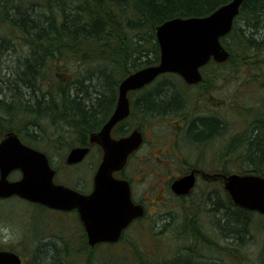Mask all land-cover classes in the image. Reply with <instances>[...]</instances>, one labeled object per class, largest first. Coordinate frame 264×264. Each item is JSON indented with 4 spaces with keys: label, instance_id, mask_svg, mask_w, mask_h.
Here are the masks:
<instances>
[{
    "label": "trees",
    "instance_id": "16d2710c",
    "mask_svg": "<svg viewBox=\"0 0 264 264\" xmlns=\"http://www.w3.org/2000/svg\"><path fill=\"white\" fill-rule=\"evenodd\" d=\"M228 1L0 0V140L13 131L24 143L39 150L45 146L46 154L52 151L61 157L74 146L86 145L89 135L111 115L120 81L158 62L156 27L174 17L209 14ZM220 41L229 52L223 64L210 60L201 69L200 83L193 85L172 73L158 77L131 100L129 116L114 132L125 133L130 115L137 113L134 126L152 124L154 117L185 122L186 132L196 141L206 143L222 135L224 174L250 172L264 177V0H244L231 30ZM225 63L229 70L216 73ZM246 64L259 91L250 95V101L232 99L224 118L207 111L201 101L208 93L221 91L224 81L237 80L240 76L235 73ZM203 195L183 213L174 214L171 226L165 225L166 230L174 229L175 240L183 242L177 253L167 255L166 239L158 242L149 236L152 254L134 252L131 241H122L118 255L133 251L138 264H250L238 247L254 237L250 224L255 212L236 206L224 189ZM31 214L28 230L33 227V233L43 238L45 216L41 221L34 211ZM259 215V229L264 231V216ZM28 237L31 243L32 236ZM45 238L26 249L25 264H92V248L78 225L68 239H61L62 251ZM0 249L15 251L11 246ZM257 252L264 264V241ZM80 257H85L83 263Z\"/></svg>",
    "mask_w": 264,
    "mask_h": 264
},
{
    "label": "water",
    "instance_id": "95a60500",
    "mask_svg": "<svg viewBox=\"0 0 264 264\" xmlns=\"http://www.w3.org/2000/svg\"><path fill=\"white\" fill-rule=\"evenodd\" d=\"M244 0H230L209 14L170 18L156 27L160 56L156 64L141 67L125 76L118 85L115 107L101 128L91 133L89 141L102 149V158L93 176V190L82 194L74 188L53 181L55 170L46 154L22 142L13 131L0 140V198L18 196L58 210L76 208L83 223L87 242H115L128 222L142 214V207L132 202L129 184L115 178L113 172L123 168L127 156L141 142L138 130L114 138L111 130L129 115L128 92L140 89L158 75L176 73L186 83L201 79L200 68L210 59L224 62L229 55L220 38L232 27ZM87 146L72 147L68 164L79 162L87 153ZM13 170L20 177L9 179ZM193 185V175H186L172 183V190L185 193ZM223 187L231 201L239 207L264 215V177L255 173L223 175ZM0 264H21L18 254L0 249Z\"/></svg>",
    "mask_w": 264,
    "mask_h": 264
},
{
    "label": "flooded vegetation",
    "instance_id": "af4514ba",
    "mask_svg": "<svg viewBox=\"0 0 264 264\" xmlns=\"http://www.w3.org/2000/svg\"><path fill=\"white\" fill-rule=\"evenodd\" d=\"M219 104H221L220 101L216 105ZM206 108L209 111L207 105ZM123 121L118 122L113 127L112 136L115 138L125 136L135 129L141 134V142L136 149L128 154L125 166L119 171H114L113 176L128 182L131 200L134 204L142 207V214L131 219L121 230L118 242L136 239L144 233L151 238L164 237L167 232L165 225L171 226L174 223V214L179 215L185 209L192 207L191 205L200 200L208 190L214 189L218 193L223 190L224 173L222 172L220 152L222 135L216 134L217 136L215 135L206 143L201 140L196 141L186 132L185 122L176 120H156V123H143V125L130 127L125 133L115 134L114 129ZM149 126L152 129H149ZM194 143L201 146L200 149L195 147L196 152L192 153L194 149L191 148V145ZM80 146H87L88 151L75 164L83 162L86 157H89L90 152L97 150L101 160L103 153L101 147L91 143L89 138L86 145ZM130 163L135 165V172L128 173L129 171H126ZM52 167L56 173V168L53 165ZM94 173L87 180L89 186L84 187L81 177L78 176L76 178L77 185L74 188L82 194H89L93 190ZM190 174L193 175V185L187 192L177 193L172 190V183L176 179ZM148 175L152 176V179L146 182ZM142 183L147 184L145 191L139 189ZM146 195L153 198L154 201H148ZM54 212L72 214L81 233L87 240L83 223L76 208ZM157 221H161L159 228L155 227Z\"/></svg>",
    "mask_w": 264,
    "mask_h": 264
},
{
    "label": "rangeland",
    "instance_id": "374dc122",
    "mask_svg": "<svg viewBox=\"0 0 264 264\" xmlns=\"http://www.w3.org/2000/svg\"><path fill=\"white\" fill-rule=\"evenodd\" d=\"M223 64V63H222ZM229 64V63H228ZM227 63L224 65H221V67L217 68L215 71L216 73L223 74L224 72L228 71L227 69ZM247 65V64H246ZM250 64L245 66L242 69L240 68L238 70V73H235L236 76H240L237 78V80H228L223 82V87L221 88V91H212L210 94L208 93V97H206L203 101H201V104L204 106H208L209 111L213 112L212 109H216L217 111H221V117L224 118L226 115L229 114L228 108L226 107V104H228L232 99L233 101H238L242 103L243 101H250V95H255L259 89H257V83L251 82V74H250ZM250 78V84L248 83V79ZM238 81L240 83L238 84ZM241 85L243 86L241 88ZM136 94L129 93L130 100L132 99V96ZM242 96V97H241ZM221 102V104H218V102ZM129 124H127L128 129L132 126H134L131 123L136 122V116L135 114L130 115ZM157 117L152 118L149 122L156 123ZM237 126V124H235ZM133 128V127H132ZM149 129H152L151 126H149ZM45 146H42L40 149H44ZM97 150V149H94ZM145 151V150H144ZM94 152V153H93ZM196 150L192 151V153H195ZM48 157L50 159V163L56 168L57 174L56 176L60 181H64L67 183H70L72 185H76L77 181L76 178L79 176L81 177V181L83 182V186L87 187L89 186L87 180L91 177L92 173H94V170L100 160L99 151H92L89 154V157H86V159L83 162H80L79 164H66L65 163V157L66 154L62 157L53 154L52 151L48 153ZM128 173L135 172V165L130 163L127 166ZM176 172V171H175ZM130 175V174H129ZM19 176L18 172H13L10 174V179H15ZM152 179V176L148 175L146 176V182L150 181ZM147 187L146 183H142L141 186H139V189H142V191H145ZM146 198L148 201H154L153 198H150L146 195ZM34 211V214L41 217V221L43 220L45 216V220L43 221V231L41 236L43 238H36L35 243L37 242H43L46 240L45 235L49 237L51 241H54L58 248L63 249V242L61 239L66 238L68 239L70 234L73 232L74 229H76L77 224L74 220V217L70 213H56L57 215L62 214V218L58 217L57 215H51L53 214V211H50L46 208H39L37 204H31L28 203L26 200L21 199L17 196H11L8 198H0V246L4 247H13L16 252H18L23 259L27 258L29 253L26 251V249H30V244L28 241V236H34L33 233V227L32 232H29L28 230V224L29 220L32 217V214ZM254 220H252L250 224V230L252 231L254 237L251 241H247L246 244H240L239 245V251L245 252L243 255H245L247 258H245V261H249L250 264H260L258 260L259 253L257 252L258 246L263 245L264 239L262 238L264 235V231L259 229V222L261 220V216L259 213H256L253 215ZM161 222V221H160ZM160 222H156L155 227L159 228ZM46 227H45V226ZM40 227V225H38ZM58 235H61L62 238L58 239ZM48 239V240H49ZM158 239H161L160 237H157L155 241H158ZM49 240V241H50ZM47 241V240H46ZM131 241V242H130ZM124 242H130L132 245H134L136 248L133 251H141L144 252L145 250L147 253L152 254L155 252L152 247H150V243L152 242L148 235L141 234L140 237L128 240ZM177 242V241H175ZM67 243V242H66ZM122 241L117 243H108V244H98L95 247L92 248L91 252L93 255V262L92 264H138V260L135 257V253L131 254V251L128 250V252L122 250L121 254L118 255V251H120L119 248L122 246ZM176 244V243H175ZM117 245L119 247H117ZM244 245V247H243ZM163 250L165 251V245L162 244ZM247 246V247H246ZM117 247V249H116ZM173 246L168 247V250H170ZM29 251V250H28ZM64 252V251H63ZM151 252V253H150ZM64 254V253H63ZM144 254V253H142ZM118 255V256H117ZM146 256L144 255L143 258L146 259ZM73 258V257H72ZM79 260V259H77ZM81 263L85 261V257H80ZM145 262L147 260H144ZM68 262V260H67ZM141 263V261L139 260ZM25 264V261H24Z\"/></svg>",
    "mask_w": 264,
    "mask_h": 264
},
{
    "label": "bare ground",
    "instance_id": "6f19581e",
    "mask_svg": "<svg viewBox=\"0 0 264 264\" xmlns=\"http://www.w3.org/2000/svg\"><path fill=\"white\" fill-rule=\"evenodd\" d=\"M238 15V14H237ZM237 17V16H236ZM235 17V18H236ZM234 18V19H235ZM234 21V20H233ZM144 88H146V87H142V88H140V89H135V90H131L129 93H134V94H136V95H134V96H132V99L134 100V99H137L140 95H141V93L143 92V91H145L144 90ZM137 90H140V91H137ZM130 99V98H129ZM130 102H131V100H130ZM212 111H213V113L215 112L216 114H218V115H223V114H221V111H217L216 109H212ZM138 116H139V113H137V115H136V119L138 118ZM200 144H198V143H194V144H192L191 145V148H193L194 150H195V147H198L199 149H200ZM175 228V227H174ZM174 230V229H173ZM173 230H167V232L165 233V236L164 237H160L161 239H158V242L159 241H163V240H165L166 239V241H167V243H168V247H170V246H173L170 250H168L167 249V252H166V254L168 255V254H171V253H177V252H175V249H177L178 247H180L181 246V244L183 243L181 240H175V237L171 234L172 232H174ZM169 234V235H168ZM37 237H39V235H34L33 237H31L30 238V242L32 243V245H30V248H33V243H34V241H35V239L37 238ZM215 237L217 238V240H220L221 239V234H220V232L219 231H216V234H215ZM175 241H177V242H175ZM30 243V244H31ZM176 243V244H175ZM162 245V244H161ZM210 254V253H209ZM212 254V253H211ZM210 254V255H211ZM212 256V255H211ZM218 261L220 260V259H218V258H216Z\"/></svg>",
    "mask_w": 264,
    "mask_h": 264
}]
</instances>
